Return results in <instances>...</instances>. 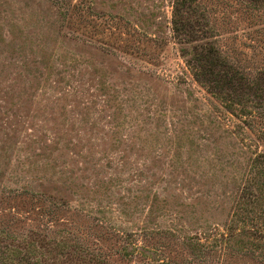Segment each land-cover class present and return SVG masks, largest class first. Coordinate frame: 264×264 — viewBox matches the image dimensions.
I'll return each mask as SVG.
<instances>
[{
    "label": "rangeland",
    "instance_id": "1",
    "mask_svg": "<svg viewBox=\"0 0 264 264\" xmlns=\"http://www.w3.org/2000/svg\"><path fill=\"white\" fill-rule=\"evenodd\" d=\"M206 46L254 79L264 3L0 0V243L24 264H264L227 236L264 135L194 77Z\"/></svg>",
    "mask_w": 264,
    "mask_h": 264
},
{
    "label": "trees",
    "instance_id": "2",
    "mask_svg": "<svg viewBox=\"0 0 264 264\" xmlns=\"http://www.w3.org/2000/svg\"><path fill=\"white\" fill-rule=\"evenodd\" d=\"M250 1L264 3V0ZM189 63L194 77L205 84L216 99L225 102L228 110L232 111L234 105L247 108V102L253 104L250 107L253 111L239 109L237 112L253 122L256 119L261 126L260 134L264 135V71L254 79H246L227 65L211 46L195 48L194 58ZM229 233V237L247 236L248 244L264 254V152L254 156ZM16 249L0 243V264H24Z\"/></svg>",
    "mask_w": 264,
    "mask_h": 264
}]
</instances>
